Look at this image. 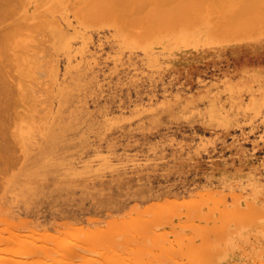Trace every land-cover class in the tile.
Listing matches in <instances>:
<instances>
[{
	"label": "rangeland",
	"instance_id": "rangeland-1",
	"mask_svg": "<svg viewBox=\"0 0 264 264\" xmlns=\"http://www.w3.org/2000/svg\"><path fill=\"white\" fill-rule=\"evenodd\" d=\"M8 1L12 2L11 5L7 2L9 6L14 7L11 9L12 14L18 11L19 15L23 14L25 17L23 18V15L22 17L17 16L18 14L11 16V12H8L11 7L7 5L9 8L6 9V5H4L5 8L2 7V4L0 5V13L2 14L0 15V20L3 22H0V24L3 25L5 22H8V25L4 24L3 26H9L6 29L7 31L4 30L3 27L6 35L3 33L5 37L2 41L3 43L1 42L2 44L0 45V57L2 55L5 56V58H0V70L2 69L1 71H3L4 69V71H6L5 73L3 72L4 75H6L4 76L6 81L4 78H1L3 77L1 74L0 78L2 82L0 81V83H2V86L0 85V88L2 87L3 89L4 84V92L7 91L6 89H8L9 92V83H13L12 86L18 87L17 89L11 88L15 89V91H20L22 88L26 91L27 87H29V90L32 88V90L30 92L27 90V95L26 92L21 93L22 91L19 92L20 95L18 93L17 99L21 96L22 100H18L21 101V105L18 104V102L17 104L15 103L18 105L17 107L14 103H11L10 100L12 102L14 101L15 98L13 100L12 98L16 97L14 95L15 93L17 94L18 91L13 94V90H10L11 92H9V95L5 92L9 98L13 95L9 101L7 97H4L1 101L3 95L0 99V107L6 104L4 106L5 109H0H4L7 115V112L10 111L11 113H9L10 117L4 115V120L12 118V111L16 114L14 116L16 119H10L12 122L6 120L8 123L10 122V125L13 124L11 128L6 127L8 131L5 128V126H8L6 121L3 122L4 125L7 123L5 126L0 125V127H4L6 130L4 133L0 131L2 134L0 135L1 141H4L5 145H7L6 142L9 139L6 137L12 139L9 141L11 143L8 146L0 142V146L3 145L5 148L9 147V150H6L7 153L4 150L0 151V229H2L0 231V253L4 252L1 256L5 255V260H7V256L10 257L8 258V262L4 260V263L7 262L9 264V259H15L13 260L15 262L14 264H28V262H30L29 264H50L52 262V264H68L70 260H72L70 264H75L76 261L80 262V260L84 262V256L88 255L86 259L87 262H89L90 259H94L93 261L91 260L90 264H108L111 261L112 264L113 262L120 264V260L118 262L116 256L119 255L121 257V255H124L121 259V261L123 260V264H136L137 261L134 263V261H131V258L135 260L137 258V260H139L138 264H264V28H262L264 27V22L262 21L264 18L261 20L262 26L260 23L257 24L255 22L256 19H254V22L261 26L260 28L262 30H260V28L258 29L259 26L254 27V25L253 27L255 29L253 31V27L251 28L250 25L247 26V29L248 27L251 28L250 30L248 29L249 32L243 31L246 27L242 30V28H244L242 27L243 25L239 27L240 30L238 27V30L235 27L233 28L234 30H229L232 25L229 27V25L226 24L229 19L228 12L226 13L228 17L225 16L227 22L225 23L224 20L226 24L224 25L225 28H221L217 24L218 19L216 22L214 21L215 18L221 20L220 18H222V15L225 14L224 12L227 11H223L224 8L221 7H223L225 3H228L227 6L229 8V2L225 1L222 6L221 2L223 3L224 1L220 0L221 2L218 5V0V3H215L216 0H212L215 6H213L214 3L211 4V6L214 7V9L217 8L216 10L218 12L215 13V10L214 14H211V12H206V9L211 11L212 7H209L211 0L202 1L201 7L197 6L200 5L198 2L200 0H197L198 4H195L196 0H190V2H193L192 4H195L194 6L198 8H194L191 3L187 2L189 0H184L186 4L183 9L186 8V5L189 7V4L196 10L199 8L203 9L204 6V12L202 9H199L203 12H201L202 14H200L199 11L196 15L189 13L190 16L192 15V19L193 17H197L199 22H192L194 25H190L189 28L186 24L187 29L184 26L185 24L179 23L178 21V17H180V19L185 18L183 22L189 18L187 17L188 13L186 11V15L184 14L185 17L183 16L182 18V15L178 16L177 11L179 12L181 10L180 12L184 13L181 9L183 1H170H174L175 4L179 1L177 5L180 7H177V5H173L174 2L168 5L169 0L168 3L166 0V4L169 6H167V8L174 6L173 9H177H168L169 13H167L166 5H164L167 12L165 14L161 12V16H164L161 18L160 13L159 16L157 15L160 8L158 9L159 6L156 4L158 7L157 11L153 10L155 13L153 16L157 20L165 18L166 20L163 19L165 23L167 19L171 21V23H175L173 19L178 18L176 19L178 27L169 22L170 26L167 24L168 30L167 28L165 29L167 25L164 26L165 23H163L161 19V23H159L160 20H158L159 22L157 20L154 21L155 19L152 18L153 16H147L145 13L147 9L144 11L141 8L144 13L138 15L133 11L134 13L132 12L131 15L128 16L130 10L128 12L125 11L128 9L126 3H129L128 1L131 0L125 2L126 6H124V0L120 1L121 4H119L120 2H116L119 7L122 8V6H124L125 10L119 8L121 11L124 10V14L123 12L121 13V11H117L116 4L114 10L111 8L114 7V5H111L113 2L112 0H110V2H108L109 0H97L101 2H96L94 0L99 5L93 3L91 4L92 7L93 5L100 6L103 3L105 6H108V8L110 7L107 11H113L112 15H115L114 17L111 15L112 17L108 19H111L109 22L105 19L110 17L109 15L108 17L100 16L101 18L98 20L99 16L96 17L97 14L95 13H98V7V9L96 8L98 11L95 8V11L92 9L95 13L94 19H89V17L86 16L88 13H91L90 17L93 14V12H90L91 9L88 13L86 12L88 10L86 9L87 7L85 8L86 11H83L85 4L86 6L90 5V3L87 4L90 0ZM161 1L162 0H157L156 2L158 3ZM142 2L143 0L139 3L141 4ZM148 2H152L151 5L154 6L153 9H155V3H153V1ZM21 3L23 4L22 6ZM131 4L132 3L128 5L131 6ZM161 4L160 6L163 5ZM204 4H206V7ZM138 5L136 2V11H138ZM101 6L100 8L103 11L100 12L104 14L105 6H102L103 9ZM141 6L143 5L141 4ZM145 6L144 4V7ZM149 6L150 5H148V7ZM231 6H233V4ZM224 7L225 9L227 8L226 5ZM15 8H17V11ZM78 8L83 12H81V10L78 11ZM105 8L107 9V7ZM131 8L134 9V3ZM220 8L222 9V15L220 14ZM149 9L147 11H151L149 13L152 15L153 11ZM189 9L187 8L186 10L188 11ZM230 9L231 8H229V10ZM13 10H15V12ZM170 10L176 12L173 13V18L171 17L172 14H170ZM193 10H189L188 12L191 11L192 13ZM196 10H194L193 13H195ZM231 10H233L232 12L235 11V14L233 13V16L232 12L229 11L230 19L232 17H238L239 21L240 19L243 20V18L246 20L245 15L247 14L250 16L253 15V18L257 17L258 19L264 12V9L259 10L258 12L261 11V15L259 13V16L258 12L255 13L256 15H254V13L251 15V12L247 11L248 13H244V16H241V11H243V9H238L237 6L234 5ZM246 10L247 9H244V12H246ZM114 11L117 12L114 13ZM180 12L179 14H181ZM238 12H240V14H238ZM108 13L106 12L105 14ZM116 14H119V16L121 14L123 17L125 16V20H130V22L125 21L123 18V20H121V17ZM236 14H238V16ZM34 15L36 16L34 17ZM132 15L140 17L137 19ZM1 16L2 18L4 16L5 22L2 20ZM141 16L147 18L142 20ZM17 17L20 18V23H17ZM42 17L44 21L53 20V17H57L58 19L56 18L55 20H58V22L54 21V23H51L52 21H48L45 23L42 22ZM225 17H223V19ZM95 18L96 22L94 21ZM247 19L251 18L249 17ZM133 20H140V22L137 21V23H139L137 24L136 22H132ZM146 20L148 21L146 22ZM236 20L237 19H234L232 22L229 20V22L233 23V21H235L236 24L239 22ZM93 21L96 24L92 23ZM149 21H151L152 24H150ZM144 22H146L148 26H144ZM249 22L247 23L250 24ZM32 23H35V26L37 24V26L30 25L32 28H24V26L21 25ZM242 23L244 24V21ZM154 24L155 26L158 25L156 27L157 29L163 25L162 28L164 27L165 30L161 28L159 30H163L162 32L159 31L154 33L151 30L153 28L151 25L154 26ZM216 24L219 30L224 28L223 31L217 30L218 27H215ZM244 26L246 25L244 24ZM1 27L2 26H0V28ZM143 27H147L148 29ZM149 27L152 32L147 31ZM29 29L31 30L29 31ZM154 29L155 27L153 30ZM226 29L229 30V32H225L224 30ZM1 30L2 29H0V31ZM53 30L63 33L59 35L57 32L56 37L51 38ZM216 30L219 32L218 34ZM220 32L221 35L225 33V36L223 35L221 37L219 35ZM230 32L232 33L231 37ZM211 33L214 36H212ZM226 33L229 36H227ZM234 33L235 36L233 35ZM64 36H68L69 39L77 41H75L77 45H74V43H62L63 48L67 50L65 56H68L69 60H73V64L72 61H69L72 64L70 67L71 74L69 83L75 85L71 86L73 89V95L70 99L71 106L66 109V113H71L70 118L72 120L79 112H85L84 110L91 109L93 106L92 104L97 105L103 103L108 106L109 111L110 109L112 110V113L118 109L127 108L133 110L134 106L139 110L137 113L141 114L139 118H134L129 122L118 125L114 120L112 122L105 117L100 131H98L99 123H95V125L97 124L96 136L102 139H118L122 137V127L126 130L130 128L137 129L139 124L135 123L142 121L143 123H140L141 127L139 130L144 136H149L147 143L154 141L159 146H164L163 144L168 142L175 143V146L173 145L171 147H173L174 150L182 151L180 155L187 162L184 168H187L188 171H192L195 169L194 162L201 163L205 165V168H203L204 170H200L212 173L211 176H209L210 181L214 180V176H216V183L218 185L223 186L225 183H230V185L223 191L206 189L205 187L207 186L198 185L196 186V192L191 196H170L167 199L148 200L145 203L135 206L132 204L138 203V197H140L142 193L147 195L148 190L149 192L154 190L155 184L147 182L145 179H136V171L134 168L130 167V164L127 166L126 163H116L120 172L125 169L129 171L130 183L126 185L124 179L122 180L119 176H116V174L109 173L111 168L108 164H103L98 161L95 162L93 157L87 161H70L63 158L61 161H58V163H49L46 161V155L43 160L44 156L41 155L46 153L41 151V147L47 142V139H49L48 136L51 135L50 133L53 131H61L66 127V124L62 125L60 121H58L57 115H55L58 114L57 111L61 109L60 104H58V102L62 103L58 98L60 92L56 97L54 96L55 103H52L54 83L46 74V71L50 70L51 64L54 63V53L51 48V43L53 44L52 40L56 38L63 39ZM97 44L101 46L96 48ZM11 71L13 73L9 75ZM6 73L11 77H8ZM21 83H27L26 85L28 86L26 87L25 85L26 89H24V86L22 87L24 84ZM5 84L6 87L9 86V88H6ZM18 85H20L21 88H19ZM2 89H0V92H2ZM30 93H32L31 97ZM26 96L28 97L27 99H25ZM47 98H49V102ZM5 99H7V102H5ZM17 99H15V101H17ZM31 100L33 101L31 102ZM22 101L24 102L22 103ZM8 102L11 103V105L14 104L13 109L9 107L10 104ZM45 102L48 105H46ZM30 103L32 105H30ZM14 106L16 108L15 111ZM8 107L11 109L8 110ZM24 109L25 111L29 110V112L26 111V113L28 112V116L31 115V119H29L30 117L28 118L27 115H23ZM17 110H20L21 113ZM4 111H1L0 115ZM47 112L49 116H44ZM24 117L26 118L23 119ZM79 117L80 119H78ZM79 117L74 120L75 123L78 125L77 122H79L80 127H85L83 119L81 116ZM1 118L3 119V116L0 117V121H2ZM25 120H27V122ZM22 124H27L28 127H24ZM6 132L8 135L5 134ZM188 132L199 136H196L195 139L187 138L186 133ZM3 134L6 136L4 137ZM79 134L81 133L71 130L65 131L63 135L58 136L59 138L66 139L63 141L67 142L66 144H68L69 149L67 154H71V156H75L79 153L83 154L82 151L86 147H82V138H92L91 135H81L80 137ZM209 134L215 137L211 138ZM157 136H161L159 138L160 140L157 139ZM4 138L7 140L5 141ZM14 143H16V146ZM11 146L13 147L10 148ZM131 147L132 145L129 151H135V148ZM92 149L93 148H89L90 151ZM161 150L166 152V155L172 151L169 148L167 151L166 147ZM205 150H209V153L218 150V153L214 154L213 152L209 154L205 153ZM199 151L201 154L198 159L200 160H196V155ZM137 152V155H149L159 162L165 161L161 153H159V155L156 151H153L154 154L152 151L149 152L146 147L140 148V150L138 149ZM4 160L6 161L5 163ZM180 165H182V162ZM86 166L89 168L84 169ZM69 167H75L76 169L67 171L66 169ZM82 167L83 170L80 169ZM178 167L179 166L176 168ZM206 168H209V170H206ZM79 171L84 174L82 177V174H76L79 173ZM64 172L66 176L61 177L60 174ZM67 173L72 174V176ZM125 177L126 175L123 174L122 178ZM46 179L48 182H45ZM56 179L57 182L65 181L66 184L64 185H70L71 188L77 187L82 189L84 195L79 197L77 201L83 199L86 205L98 209L100 212L98 217H94L87 223H81L80 226L62 232H55L49 229L48 231L31 230L21 227V225L17 224L18 222L12 220L11 210L17 211V209L11 208L9 210L11 205L10 201L18 197V191L28 185L34 187V185L36 186L39 184L36 186V193L38 194L36 195V199H40L42 201L41 204H44L45 188L47 187L46 189H50L52 181ZM242 180L245 182L250 180L252 182L258 181L259 183L254 187V191L233 183L236 182L240 184L239 181ZM43 181L44 183H42ZM205 182H208V179L205 180ZM77 201L76 204L78 203ZM18 210H21V208H18ZM170 214H172V216ZM179 225L181 226L179 227ZM10 233L13 238V240L11 239L12 242L9 239L11 237ZM16 233H18V236ZM140 233L142 235H140ZM43 234L47 235V237L45 238ZM28 235V238L31 237L32 239L30 240H33L31 245H29L30 240H27ZM55 235H58V237ZM85 236L91 241L85 239ZM3 237L5 240L7 239L6 242ZM61 237L63 239H61ZM48 238L50 240L52 239V241L53 238H56V242L58 239L60 240H58L60 243L55 246L57 248L54 247L56 251L53 249L55 252L52 251V246L54 245L46 240ZM20 239L24 241L27 240L29 244L26 246L27 241L24 244ZM69 239L71 240L72 246L69 244L70 247H67L68 249H65L66 247L63 249L60 248L61 244V247H64V240L67 241ZM83 239L87 241H82ZM94 239L96 240L94 241ZM74 240H76V243L79 241L80 246H84V252H82L83 249H78L79 247H77V249L81 250V253H79L80 251L76 248H74L75 250L71 248L75 245ZM34 243L37 244V247H35ZM77 244L75 246H79ZM49 245H51L52 248L49 247ZM226 245H228V247ZM44 246L45 249H43ZM47 246L51 250H47ZM97 246H100V248ZM101 246L105 247L108 255L104 257H110L108 263L107 260H101L99 257V255H103L102 251L105 250L104 248L101 249ZM28 247L30 249H27ZM60 249L63 252H59ZM25 251L29 252L27 253ZM66 251L67 255L65 254ZM99 251L102 254H99ZM7 252L11 255H8ZM15 252L18 253L15 254L17 257L13 255ZM72 252H77V254L80 255L78 256ZM20 253L24 254V256L22 257ZM25 253L28 255H25ZM69 254L74 257H69ZM112 254H114V256ZM76 255L78 258L75 257ZM126 255L128 258H126ZM214 255L215 257L217 256V258H215ZM64 256L68 257L65 259ZM25 257H27V259ZM55 257L59 258L56 260L54 259ZM207 257H209V259ZM25 259L27 261H25ZM145 259H149L147 260L148 262L145 261ZM125 260L126 262H124ZM4 263L2 262V264ZM10 264L13 263L11 262Z\"/></svg>",
	"mask_w": 264,
	"mask_h": 264
},
{
	"label": "bare ground",
	"instance_id": "bare-ground-1",
	"mask_svg": "<svg viewBox=\"0 0 264 264\" xmlns=\"http://www.w3.org/2000/svg\"><path fill=\"white\" fill-rule=\"evenodd\" d=\"M91 1H92V3H91ZM94 0H90V1H88L87 2V4L88 3H90V5L91 4H93V3H96V2H101V1H97V0H95L94 2H93ZM104 1H106V0H104ZM108 1V0H107ZM113 2L111 3V5H114V7H111V8H113V10L115 9V4H116V2H120L121 0H119V1H115V0H112ZM127 0H124V6H126L125 5V2H126ZM145 1V2H144ZM148 1H153V3H155V9H153V7L154 6H152L151 5V3L152 2H148ZM155 0H143V2H144V4L148 7V5H150L149 7H150V9L153 11H157V7H158V9L160 8V11L158 12V14H157V12H156V14L159 16V13H160V16H161V12L163 13V14H165L167 11H168V9H173V7L174 6H176L177 4H179V1H178V3L177 4H175V2H177V0H174V1H172V2H174L173 3V7H171V8H167V6L168 5H170V3L172 4V2H170L171 0H169V3H168V0H167V3H168V5L166 4V0H162L161 2H154ZM158 1H160V0H158ZM183 1V2H182ZM186 1V0H185ZM185 1L184 0H181V2H182V11H184V13H181L180 11V13L181 14H179V12L177 11V13H178V16H180V15H182L181 17L183 18V16L185 17V15H186V12L188 13L187 14V17H189V18H187V20H184V22H183V19H185V18H183V19H180V17H178L179 18V23L181 22V23H183V24H185L184 26L186 27V24H187V26H188V28H189V26L190 25H192L193 23L192 22H199V20H198V18L196 17V18H194L193 17V19L191 18L192 17V15H196V13H198V11H199V13L200 14H202L203 12H204V6H203V9L202 8H199V9H202V11H200L199 9L198 10H196V9H194V8H196L197 6L199 7H201L202 5V1H204V0H200V1H198L199 2V4L200 5H197L196 7L194 6L195 4H198V2H197V0H196V2H195V4L193 5L191 2H190V0L189 1H187V2H189V3H191L192 4V6H194V8L189 4V7H188V5H186V8H184L183 9V7L185 6ZM206 1H209V0H206ZM219 1V3L217 2V0L215 1V3H218V5L220 4V0H218ZM222 1H224L223 3L221 2V4H222V6L224 5V3H225V1L226 2H229V8H231L232 9V7L235 5V6H237V8L238 9H243V11H241V10H238V11H241L242 12V14H241V16L243 15L244 16V13H248V12H251L250 14L252 15V13H254V15H256L255 13H257L259 10H262V9H264V0H222ZM7 2H9V4L11 5L12 4V2H10V1H8V0H0V5L2 4L3 6V8H5L4 7V5H6V9H8L9 7H11V8H9V10H8V12L10 13V15L12 16V15H16V14H18V11H17V8H15L16 9V11H17V13H13L12 14V11H11V9L12 8H14V7H12V6H9V4L7 3ZM47 2V1H46ZM46 2H45V4H46ZM79 2V1H78ZM86 2V1H85ZM108 2H110V0L108 1ZM115 2V3H114ZM129 3H126L127 4V10H125L124 9V6H122V8L121 7H119L117 4H116V9H117V11H121L122 9H124L125 11H129L130 10V12H128V16L129 15H131V13L133 12V11H135V14L137 13L138 15L139 14H141V13H144V11L147 9H149V7L147 8L146 6L144 7V4H143V2L141 3L143 6H141V4L139 3V2H141V0H136V1H134V0H131V1H128ZM136 2H137V5L138 4H140V5H138L137 6V9H138V11H136L135 10V4H136ZM148 2V3H147ZM211 2H212V0H211ZM210 2V6L209 7H212L211 6V4H213L214 3V1L211 3ZM20 3V2H19ZM83 3V2H82ZM81 3V4H82ZM130 3H132L131 4V6L130 5H128V4H130ZM133 3H134V9L133 8H131V7H133ZM148 5H147V4ZM163 5H162V4ZM209 3V2H208ZM215 3H214V5L213 6H215ZM44 4V5H45ZM85 4V3H84ZM96 4H98V3H96ZM95 4V5H96ZM107 4V3H106ZM119 4H121V2L119 3ZM156 4H158V6L156 5ZM160 4L162 5V6H160ZM206 4H207V2H206ZM206 4H204L205 5V7H206ZM233 4V6H231ZM9 7H8V6ZM23 4L21 3V6H22ZM90 5H88V6H86V4H85V7L83 8V11H86V9H88L86 12L88 13L89 11H90V9H91V11L90 12H93V11H95V9L98 7L99 8V11H98V13L97 12H95L97 15H96V17L97 16H99V19L98 20H100V16H107L108 17V15L110 16V17H108V18H105L106 20H108L109 18H111L112 16L114 17V15H112L113 13V11H112V9H111V11L112 12H110V10L109 11H107L109 8H108V6H105L103 3L101 4L102 6H105V7H107V9L104 7V12L106 13H108V14H105L104 12V14H102L101 12L103 11V10H101V8H100V6H98V5H96V6H94L93 5V7H92V5H91V7H90ZM108 5V4H107ZM164 5H166V9H167V11H166V9H165V7H164ZM209 5V4H208ZM226 5V9H225V6ZM225 5L223 6V7H221V8H224V10L223 11H225V10H227L226 12H224L225 14H223L222 13V9H221V15L223 16V17H225V16H227V12H228V23H226L227 21H226V17L223 19V17L222 18H220L221 20H219V18H215L214 19V21L216 22L217 21V19H218V21H217V24L222 28V27H224V25H226V24H228L229 25V27H230V25H232L231 27H230V29L229 30H231V29H233L234 27L237 29V27L239 28V27H241L242 25V27H244V28H242V30L243 29H245V27H246V29H247V26H251V28L253 27V25H254V27H257V26H259V25H257V24H261V20H262V18H264V16H262V15H264V12H263V14L261 15V11L260 12H258V15H259V13H260V15H261V17H259L258 19H257V17L256 18H253L252 16H250V15H245V19L246 20H244V18H243V20L242 19H240V21L238 20V17L237 18H234V17H232L231 19H230V12H232L233 10H229V8H228V3L226 4L225 3ZM16 6V5H15ZM101 6V7H102ZM110 6V5H109ZM117 6H118V8H117ZM141 6V7H140ZM152 6V7H151ZM221 6V5H220ZM81 7H82V5H81ZM87 7V8H86ZM89 7V8H88ZM140 7V8H139ZM162 7V8H161ZM164 7V8H163ZM169 7V6H168ZM177 7H180V6H178L177 5ZM197 7V8H198ZM24 8V7H23ZM86 8V9H85ZM95 8V9H94ZM121 10H120V9ZM126 8V7H125ZM132 10H131V9ZM144 10H142V9ZM189 9V10H196L195 11V13H193L194 12V10H193V12L191 13V11L190 12H188L186 9ZM191 8H193V9H191ZM213 9H214V7H212ZM211 8V11H209V10H207L206 9V12L208 11V13L209 12H211V14H214V11L217 9H212ZM92 9H93V11H92ZM102 9H103V7H102ZM105 9H106V11H105ZM119 9V10H118ZM149 9V10H150ZM162 9V10H161ZM171 9V10H172ZM177 8H174L173 10H176ZM208 9H210V8H208ZM244 9H247L246 10V12H244ZM5 10V9H4ZM81 10V9H80ZM79 10V8H78V11H80ZM123 10V11H124ZM146 10V15L147 16H153L155 13H154V11L152 12V15H150L151 13H149V12H151V11H147ZM163 10H164V12H163ZM170 10V11H171ZM212 10H213V12H212ZM218 10H219V8H218ZM230 12H229V11ZM14 12H15V10H13ZM82 10H81V12H83ZM101 11V12H100ZM117 11H114V13L115 12H117ZM123 11H121V13L123 12ZM141 11V12H140ZM143 11V12H142ZM186 11V12H185ZM248 11V12H247ZM80 12V13H81ZM85 12V13H86ZM126 12V13H127ZM149 13V15H148V13ZM175 12V11H174ZM174 12H170V14H172L171 15V17L173 16V13ZM202 12V13H201ZM216 12H218L217 10L215 11V13ZM95 13L93 12V14L91 15V17H90V14L91 13H88L86 16H88L89 17V19H91V18H93L94 19V15H95ZM126 13H125V15H126ZM134 13V12H133ZM167 13H169V11L167 12ZM176 13V12H175ZM192 14L191 16H190V14ZM233 13L235 14V11L234 12H232V15H233ZM236 13H237V11H236ZM78 14H79V12H78ZM123 14H124V12H123ZM169 14V15H170ZM185 14V15H184ZM219 14V15H220ZM238 14H240V12H238ZM238 14H236L237 16H238ZM0 15H2L1 13H0ZM23 15V14H22ZM22 15H17V16H20V17H22ZM28 15V14H27ZM26 15V16H27ZM112 15V16H111ZM116 15H118L119 16V14H116ZM143 15V14H142ZM145 15V14H144ZM157 15H156V17H157ZM231 15V16H232ZM235 15V16H236ZM259 15V16H260ZM29 16V15H28ZM36 15H34V17H35ZM127 16V15H126ZM133 16V15H132ZM135 16V15H134ZM133 16V17H134ZM168 16V15H167ZM234 16V15H233ZM13 17H15V16H13ZM12 17V18H13ZM25 16L23 15V18H24ZM88 17H87V19H88ZM119 17H121V20H125V16L123 17V16H121V14H120V16ZM131 17V16H130ZM129 17V18H130ZM137 19H138V17H140V16H135ZM134 17V18H135ZM150 17V18H151ZM162 17H164L163 15L161 16V18ZM166 17V16H165ZM251 18V19H247V18ZM1 18H2V16H1ZM26 18H29V17H26ZM57 17H53V20L51 19V20H48V21H52L51 23H54V21H56L55 19H56ZM123 18V19H122ZM133 18V19H134ZM147 17H145L144 16V18H143V16H141V19L143 20V19H146ZM152 18H154V16L152 17ZM159 18V17H158ZM160 18V19H161ZM166 18H168V17H166ZM170 18V17H169ZM173 18V17H172ZM178 18H176V19H178ZM242 18V17H241ZM15 19V18H14ZM19 17H17L16 18V20L18 21H16L17 23H20V21H19ZM44 19H45V17H44ZM58 19V18H57ZM103 19V18H102ZM101 19V20H102ZM104 19V20H105ZM118 19H120V18H118ZM140 19V20H141ZM155 19V18H154ZM154 19H151V20H154ZM160 19H158V20H160ZM163 19H165V18H163ZM163 19H161L162 21H163V23H165L164 22V20ZM171 19V18H170ZM176 19H173V22H175V23H171V21H168V19H167V22L165 23V25L164 26H166L167 24L170 26V24H172V25H174V26H177L178 27V25L176 24L177 22H176ZM192 19V20H191ZM234 19H237L239 22L238 23H236L235 24V21H233V23H230L229 22V20H231V22H232V20H234ZM254 19H256V23L254 22ZM260 19V20H259ZM2 20H4V16H3V18H2ZM111 20V19H110ZM110 20H108V22L110 21ZM140 20H137V21H139L140 22ZM157 19H155L154 21H156ZM157 20V21H158ZM161 20H160V22L159 23H161ZM166 20V19H165ZM180 20H182V21H180ZM194 20V21H193ZM198 20V21H197ZM224 20H225V23H224ZM236 20V21H237ZM242 20V21H241ZM249 20H250V22H249ZM260 22H259V21ZM48 21H44L43 20V17H42V22H48ZM87 21V20H86ZM88 21H90V20H88ZM92 21V20H91ZM95 22H96V18H95V20H94ZM94 21L92 22V23H94ZM117 21V20H116ZM125 21H129L130 22V20H125ZM137 21H132V22H136L137 23ZM148 20H146V22H147ZM220 21V22H219ZM244 21V24L246 25V26H244V24L242 23ZM263 22H264V19L262 20ZM0 22H1V20H0ZM4 22H5V20H4ZM56 22H58V20L56 21ZM119 22V21H118ZM146 22H144L145 23V25L144 26H148V24L146 25ZM150 22V24H152L151 23V21H149ZM169 22H170V24H169ZM188 22V23H187ZM247 22H249L250 24H248ZM1 23H3V22H1ZM142 23V22H141ZM178 23V24H179ZM189 23H191V24H189ZM211 23V22H210ZM253 23H255V24H253ZM4 24H7L8 25V22H5ZM3 24V25H4ZM94 24H96V23H94ZM137 24H139V23H137ZM136 24V25H137ZM157 24V23H156ZM196 24V23H195ZM215 25V27H218V25ZM241 24V25H240ZM248 24V25H247ZM3 25H1L0 24V26H2L0 29H2L3 30ZM22 26H24V28H32L30 25H34L35 26V23H32V24H21ZM57 25V24H56ZM140 25H142V24H140ZM160 25V24H159ZM168 25H167V27H165V29L167 28L168 29ZM194 25V24H193ZM209 25V24H208ZM223 25V26H222ZM227 25V26H228ZM237 25V26H236ZM239 25V26H238ZM28 26V27H27ZM36 26H37V24H36ZM35 26V27H36ZM158 25H156L155 26V24H154V26L153 25H151V27H155V29L157 30H153V28L151 29L154 33L155 32H162L163 30H165L164 29V27L162 28V26L163 25H161L160 27H159V29H163V30H159V29H157L156 27H157ZM261 26H262V24H261ZM261 26H259L258 27V29L261 27ZM264 26V25H263ZM7 27H9V26H6V27H4V30H6L7 29ZM105 27V26H104ZM253 27V29H252V31L255 29ZM11 28V27H10ZM143 28H145V29H148L147 27H143ZM176 28V27H175ZM187 28V27H186ZM187 28V29H188ZM225 28V27H224ZM223 28V29H224ZM250 27H248V29L250 30L251 29ZM262 28H264V27H262ZM12 29V28H11ZM10 29V30H11ZM63 29V28H62ZM177 29V28H176ZM175 29V30H176ZM223 29L221 30H219V27L217 28V30H219V31H223ZM243 30V31H248V29L247 30ZM2 30L0 31L1 33H0V45L3 43L2 41L4 40V37H5V35H6V32L3 30V32H2ZM14 30V29H13ZM27 30V29H26ZM31 29H29V31H30ZM34 30V29H33ZM56 30V29H55ZM55 30H53V32H52V36H51V38L52 37H56V34H57V32H55ZM150 30V27H149V30H147V31H151ZM169 30V29H168ZM211 30V29H210ZM216 30V32H217V34L219 33L218 31ZM229 30H224L225 32L226 31H228L229 32ZM234 30V29H233ZM238 30V29H237ZM239 30H240V28H239ZM257 30V29H256ZM256 30H255V32H256ZM260 30H262L261 28H260ZM264 30V29H263ZM7 31V30H6ZM147 31H146V33H147ZM151 31V32H152ZM214 31H215V28H214ZM11 32H13V31H11ZM55 32V33H54ZM150 32V33H151ZM210 32V31H209ZM213 32V31H212ZM227 32V33H228ZM249 32V31H248ZM5 35H4V34ZM59 33V35H61L63 32H58ZM149 33V32H148ZM214 33V32H213ZM226 33V34H227ZM244 33V32H243ZM246 33V32H245ZM244 33V34H245ZM257 33V32H256ZM223 35L225 34V33H222ZM231 32H230V37H231ZM247 34V33H246ZM17 35V34H16ZM15 35V36H16ZM21 35V34H20ZM151 35V34H150ZM211 35H212V33H211ZM214 35H215V33H214ZM214 35H212V36H214ZM221 37L223 36V35H221V32H220V34H219ZM234 36H235V33L233 34ZM243 35V34H242ZM241 35V36H242ZM249 35V34H248ZM251 35V34H250ZM255 35V34H254ZM18 36H19V34H18ZM225 36V35H224ZM227 36H229L228 34H227ZM97 37H98V35H97ZM218 37V36H217ZM239 37V36H238ZM76 41V40H75ZM75 41H73V40H71V39H69L68 38V36H64L63 37V39H60V38H56L55 40L53 39L52 40V42H53V44L51 43V48L53 49V53H54V63L53 64H51L52 66H51V68H50V70H47L46 71V74L49 76V78H50V80L51 81H53V83H54V88H53V96H52V103H55V98H54V96L56 97L57 96V94L59 93V96H58V98L62 101V103H59L58 102V104H60V106H61V109L59 110V111H57V113L58 114H55V115H57V118H58V121H60V123L63 125V124H66V127L63 129V130H61V131H53V132H51L50 134V136H48L49 137V139H47V142H45L43 145H42V147H41V151L43 152V153H46V154H42L41 156H44L43 157V160L45 159V157H46V155H47V157H46V161H48L49 163H53V162H57L58 163V161H61L63 158H65V159H67V160H70V161H87V160H90L92 157H93V159H94V161L95 162H101V163H103V164H108L109 165V167L111 168V170L109 171V173L110 174H116V176H119L122 180L124 179V181H126L125 182V184L126 185H128L129 183H130V175L128 174V170L127 169H125V170H121V172L118 170V167H117V165H116V163H126L127 164V166H128V164H130V167L131 168H134L135 169V171L138 173L137 175H135V177H136V179H138V180H143V179H145L147 182H150V183H153V184H155V189L154 190H152L151 192H149V190H148V192H147V195H145L144 193H142L141 195H140V197H138L139 199H142V198H147V197H149L150 195H161V194H166V193H169V192H175V191H178V190H181L182 192H184L185 190H187L188 189V186H187V184L188 185H190V184H192V183H200L199 182V178H198V174H196L197 172L195 171V170H197V169H203V168H205V165H203V164H201V163H196V162H194V164H195V169L194 170H192V171H190L191 172V174H192V179H188L187 178V176H189L190 175V173H188V171L186 170V168H184V166H185V164H187V162L182 158V156L180 155L181 154V150H174L173 149V147H171V146H173L175 143H172V142H168V143H166V144H163L165 147H166V150L169 148L170 150H172L171 151V153H169V154H167L166 155V152H164L163 150H161L162 148H165L164 146H162V145H157L154 141H151V143H147V140L149 139V136H144L142 133H141V131L139 130V128L141 127L140 126V123H143L142 121H139V122H137V123H135V124H139V126H137L138 128L137 129H134V128H130L129 130H126V129H124V127H122V131H123V134H122V137L121 138H118V139H115V138H105V139H102V138H99L98 136H96V131H97V124L95 125V123L97 122V123H99V125H98V131H100L101 129H102V122H104V118L105 117H107L109 120H111L112 122H113V120L115 121V122H117L118 123V125H121L122 123H125V122H129L130 120H132V119H137V118H139L140 116H141V114L139 113H137L139 110L137 109V108H135L134 106H133V110L132 109H127V108H125V109H118V110H116L115 112H113L112 113V110L110 109V111L108 110V106H106L105 104H103V103H101V104H92L93 106L91 107V109H88V110H84L85 112H79L78 113V115L77 116H75L74 117V119L72 120L71 118H70V116H71V113H66V109L67 108H69L70 106H71V101H70V99L72 98L71 96L73 95V89L71 88V86H74L75 84H70L69 83V78H70V74H71V66H72V64H73V60H69V57L68 56H65L66 55V52H67V50H65L64 48H63V45H62V43H66V44H69V43H74V45H77V43H75ZM2 42V43H1ZM77 42V41H76ZM97 47L96 48H99L101 45H99V44H97L96 45ZM96 48H95V50H96ZM0 58H5V56H1ZM69 61H72V64L69 62ZM2 70V69H1ZM0 70V77H1V74H2V76L3 77H1V78H4V80H5V77L4 76H6V75H4V73L6 72V71H4V69H3V71H1ZM4 72V73H3ZM8 72V71H7ZM12 71L11 72H9V75H12ZM7 74V73H6ZM26 75V74H25ZM7 76H8V74H7ZM20 76V75H19ZM8 77H11V76H8ZM13 77V76H12ZM0 78V81L2 82V79ZM14 78V77H13ZM3 80V81H4ZM6 81V80H5ZM4 83V82H3ZM5 83H7V82H5ZM17 83V82H16ZM19 83V82H18ZM51 83V82H50ZM2 83H0V85H1ZM10 84V88H9V86H7L10 90H13V94L15 93V92H17V94L15 93V95L14 96H16V97H13L12 98V96L13 95H11V97L9 98V96H7L6 94H5V92H7L8 93V95L10 94L9 92H11L10 90H9V92H8V89H6L7 91H5L4 92V84H3V89H2V87L0 88V89H2V92H0L1 94V97H0V99L2 98V95H3V98L1 99V101L4 99V97L6 98H8V101L12 98V100L15 98V99H17L18 97V93L20 92V91H22L21 93H23V92H26V95L28 94V92H27V90H29V87H27L28 85H26L27 83H21V84H24V85H22V87L24 86V89H26L25 88V85H26V87H27V89H26V91H24L23 90V88H22V90H16L15 91V89H17L16 88V86H12L13 85V83H9ZM14 85H15V83H14ZM2 86V85H1ZM12 86V87H11ZM19 86V88H21V86L20 85H18ZM30 86V85H29ZM5 87H6V84H5ZM6 87V88H7ZM32 87V86H31ZM49 87H50V85H49ZM11 88H15V89H11ZM32 90V88H30V90H29V92ZM1 91V90H0ZM2 93H4V94H2ZM31 94L32 93H30V97H31ZM19 95H20V93H19ZM22 95V94H21ZM23 96V95H22ZM20 98L19 99H21V96H19ZM28 97H29V95H28ZM27 96L25 97V99H27L28 98ZM32 97H33V95H32ZM49 98H51V97H49ZM49 98H47V101H48V99ZM15 99H14V101H15ZM19 99H17V101H11L10 100V102L11 103H16L17 104V102H18V104H20L21 105V101H18ZM24 99V98H23ZM24 99V100H25ZM6 100V101H5ZM4 101L5 102H7V99H5ZM22 100V99H21ZM30 100V99H29ZM3 101V103L5 104V102ZM33 100H31V102H32ZM51 101V100H50ZM24 101H22V103H23ZM34 102H35V100H34ZM49 102V101H48ZM2 103V104H3ZM9 103V102H8ZM11 103H9L10 104V106L9 107H12V109H13V105L14 104H12L11 105ZM26 103V102H25ZM46 103V102H45ZM0 104H1V102H0ZM15 104V105H16ZM34 104H36V103H34ZM6 105V104H5ZM4 105V106H5ZM8 105V104H7ZM24 105V104H23ZM28 105V104H27ZM30 105H32L31 103H30ZM46 105H48L47 103H46ZM107 107H105V106ZM1 106V105H0ZM4 106L2 105V107H0V108H4ZM18 105H16V107H17ZM29 106V105H28ZM8 107V110L9 109H11V108H9ZM24 107V106H23ZM6 108H7V106H6ZM14 108H15V106H14ZM32 108H33V106H32ZM36 108V107H35ZM34 108V109H35ZM5 109V108H4ZM4 109L3 110H1V111H4ZM8 110H6V111H8ZM16 110V108L14 109V111ZM47 110H48V107H47ZM0 111V112H1ZM12 111V110H11ZM18 111V110H17ZM26 111H28L29 112V110H26ZM26 111H25V109H24V114L23 115H27L28 116V112L26 113ZM18 112H20L21 113V111L19 110ZM111 112V113H110ZM2 113H5V111L4 112H2ZM1 113V115H0V117H2L3 116V119L1 118V120L2 121H0V125L2 126H5L8 122L7 121H10V122H12L10 119H12V120H14V119H16V118H14V116L16 115L15 114V112H13L12 111V118H10L9 120H8V118L6 119V120H4V115H6V117H10V115H9V113H10V111L9 112H7L8 113V115L5 113V114H2ZM26 113V114H25ZM31 114H33L32 112H30ZM129 113V114H128ZM11 114V113H10ZM129 115H130V117H129ZM31 115H29L28 116V118L30 117ZM44 116H49L48 115V112L46 113V115H44ZM43 116V117H44ZM79 116H81V118L83 119V123H84V126L85 127H80V124H79V122H77L78 123V125L75 123V119H77V117H79ZM14 118V119H13ZM26 117H24L23 119H25ZM32 117H30L29 119H31ZM78 119H80V117L78 118ZM28 120V119H27ZM27 120H25L26 122H27ZM65 120V121H64ZM4 121H6L7 123H5V125H4ZM29 121V120H28ZM10 122L7 124L8 126H5V128L7 127V128H11V125H13V124H11L10 125ZM24 122V121H23ZM1 123H3V124H1ZM14 123V122H13ZM22 123V122H21ZM110 123V122H109ZM116 123V124H117ZM111 124V123H110ZM114 125V124H113ZM22 126H24V127H28V125L27 124H22ZM110 126V125H109ZM130 126V125H129ZM128 126V127H129ZM20 127V126H19ZM117 127H119V126H117ZM127 127V126H126ZM131 127H133V126H131ZM5 128L4 127H0V131H2L3 133L7 130V128H6V130H5ZM110 128V127H109ZM4 129V130H3ZM17 129H18V127H17ZM134 129V130H133ZM52 130V129H51ZM57 130H59V129H57ZM71 130H73V131H77L78 133L80 132L81 134H79L80 135V137H81V135H91L92 136V138H79V139H81V143H82V147H86L83 151H82V153L83 154H76L75 156H71V154L69 155V154H67L68 152H69V149H68V144H66L67 142L66 141H63V140H66V139H63V138H59L58 136H60V135H63L64 133H65V131H71ZM106 130V129H105ZM8 131V130H7ZM10 131V130H9ZM107 131V130H106ZM111 131V130H110ZM50 132V131H49ZM10 133V132H9ZM5 134H7L8 135V133L6 132ZM5 134H3L4 135V137L6 136ZM0 135H2L1 133H0ZM10 135V134H9ZM161 136H157V139L158 140H160L159 138H160ZM3 138V137H2ZM6 138H8L9 140L6 142L7 143V145H5V142L4 141H1V139H0V142H3V144L5 145V146H8V145H10V143L11 142H9V141H11L12 139H10L9 137H6ZM6 138H4L5 139V141L7 140ZM4 139H2V140H4ZM30 141V140H29ZM9 142V143H8ZM72 143V142H71ZM2 144V143H1ZM15 144V146H16V143H14ZM14 144H13V146H14ZM132 145V147L131 148H135L134 150L135 151H132V152H130L129 150H130V146ZM3 146V145H2ZM2 146H0V148H2V149H0V151H2V150H4V151H8L9 149V147H7V148H5L4 146V149H3V147ZM13 146H11L10 148H12ZM14 146V147H15ZM175 146V145H174ZM25 147V146H24ZM143 147H146L147 149H148V151L149 152H157L158 154L159 153H161V156L165 159V161H163V162H159L158 160H155L154 159V157H150L149 155H144V154H140V155H137L138 154V149L140 150V148H143ZM88 148V149H87ZM89 148H93L91 151L89 150ZM174 148H176V147H174ZM143 150V149H142ZM7 151H6V153H7ZM168 151V150H167ZM148 152V153H149ZM153 152V153H154ZM210 151L208 150H205V153H209ZM214 152V154H216V153H218V150H216V151H212L211 153H213ZM3 153V152H2ZM35 153V152H34ZM147 153V154H148ZM152 153V154H153ZM211 153H209V154H211ZM151 154V153H150ZM155 154V153H154ZM201 153H200V151L197 153V155H196V160L198 159V157H199V155H200ZM2 155V154H1ZM160 155V154H159ZM168 155H171V156H168ZM3 156V155H2ZM156 156V155H155ZM160 157V156H159ZM193 157H195V156H193ZM1 159V158H0ZM4 159V158H3ZM26 159V158H25ZM37 160V159H36ZM198 160H200V159H198ZM25 161V160H24ZM6 161L4 160V163H5ZM107 162V163H106ZM182 162V165H180V163ZM22 164V163H21ZM22 166H23V164H22ZM160 166V167H159ZM177 166H179L178 168H176ZM190 166V165H189ZM20 169V168H19ZM23 170V169H22ZM185 170V171H184ZM19 171V170H18ZM46 171V170H45ZM200 172V171H199ZM210 172V171H209ZM212 172H214V171H212ZM123 174H125L126 175V177L125 178H122V175ZM175 174V175H174ZM210 174H212L211 172L209 173V175ZM110 176H112V175H110ZM191 176V175H190ZM211 176V175H210ZM31 178V177H30ZM18 179H19V177H18ZM132 179H133V176H132ZM76 180V179H75ZM105 181H106V179H105ZM45 182H46V180H45ZM48 182V181H47ZM50 182V181H49ZM240 182V184L241 185H243V184H245V185H247V186H249L250 188H248V190H251V191H254L255 190V188L254 187H256L258 184L257 183H259L258 181H254V182H252L251 180L250 181H248V182H245V181H239ZM42 183H44V181L42 182ZM51 183V182H50ZM234 184H237V183H235V182H233ZM37 185H39V184H37ZM36 185V186H37ZM46 186H48V185H46ZM191 186V185H190ZM207 186V185H206ZM244 186V185H243ZM263 186V185H262ZM34 187H35V185H34ZM38 187H40V186H38ZM119 187H121V186H119ZM244 187H246V186H244ZM47 188V187H46ZM146 188V187H145ZM39 189V188H38ZM115 189V188H114ZM46 190V189H45ZM217 190H219V191H223L222 189H217ZM245 190V189H244ZM34 191H36V189L34 190ZM138 191V190H137ZM145 191H146V189H145ZM189 191V190H188ZM51 192V191H50ZM113 192V191H112ZM191 192V191H190ZM46 193V192H45ZM117 193V192H116ZM133 193V192H132ZM221 193V192H220ZM136 194V193H135ZM253 194H255V193H253ZM258 194V193H257ZM36 195H38L37 193H36ZM40 195V194H39ZM42 195V194H41ZM50 195V194H49ZM110 195V194H109ZM222 195V194H221ZM261 195V194H260ZM30 196H31V194H30ZM34 196V195H33ZM104 196V195H103ZM106 196H108V195H106ZM170 196V195H169ZM211 197V196H210ZM226 197V196H225ZM101 198V197H100ZM200 198V197H199ZM132 199V198H131ZM102 200V199H101ZM116 200V199H115ZM201 200V199H200ZM211 200V199H210ZM105 201V200H104ZM178 201V200H177ZM112 202V201H111ZM143 202H145V201H143ZM203 202V201H202ZM140 203H142L141 201H139L138 203H135V204H132V205H135V206H138V205H140ZM186 203V202H185ZM114 204V203H113ZM158 204V203H157ZM157 204H156V206H157ZM219 204V203H218ZM131 205V204H130ZM129 205V206H130ZM149 205V204H148ZM179 205V204H178ZM187 205V204H186ZM192 205V204H191ZM236 205V204H235ZM219 206V205H218ZM233 206V205H232ZM188 207V206H187ZM156 208V207H155ZM236 208V207H235ZM175 209V208H174ZM192 209V208H191ZM150 210V209H149ZM196 210V209H195ZM199 210V209H198ZM148 211V210H147ZM132 212V211H131ZM136 212V211H135ZM203 213V212H202ZM127 214V213H126ZM179 214V213H178ZM177 214V215H178ZM189 214V213H188ZM138 215V214H137ZM144 215V214H143ZM148 215V214H147ZM150 215V214H149ZM171 216H172V214H170ZM190 215V214H189ZM204 215V214H203ZM129 216V215H128ZM187 216V215H186ZM205 216V215H204ZM208 216V215H207ZM162 217V216H161ZM203 217V216H202ZM131 218V217H130ZM142 218V217H141ZM150 218V217H149ZM166 218V217H165ZM172 218V217H171ZM115 219V218H114ZM113 219V220H114ZM120 219V218H119ZM128 219V218H127ZM161 219V218H160ZM159 219V220H160ZM177 219V218H176ZM235 219V218H234ZM121 220V219H120ZM109 222V221H108ZM103 223V222H102ZM159 223V222H158ZM176 223V222H175ZM101 224V223H100ZM120 224V223H119ZM127 224V223H126ZM152 224V223H151ZM163 224V223H162ZM218 224V223H217ZM128 225V224H127ZM229 225V224H228ZM112 226V225H111ZM159 226V225H158ZM181 225H179V227H180ZM87 227V226H86ZM131 227V226H130ZM153 227V226H152ZM205 227V226H204ZM1 228V227H0ZM106 228H108V227H106ZM122 228V227H121ZM132 228V227H131ZM146 228V227H145ZM81 229V228H80ZM89 229V228H88ZM103 229H105V228H103ZM128 229H130V228H128ZM142 229H144V228H142ZM149 229V228H148ZM2 229H0V231H1ZM7 230V229H6ZM134 230V229H133ZM151 230V229H150ZM149 230V231H150ZM176 230V229H175ZM3 231H5V230H3ZM2 231V232H3ZM85 231V230H84ZM155 231V230H154ZM171 231H173V230H171ZM178 231V230H177ZM224 231V230H223ZM2 232H1V234H2ZM6 232V231H5ZM5 232H4V234H5ZM144 232V231H143ZM151 232V231H150ZM152 232H153V229H152ZM115 233V232H114ZM7 234V233H6ZM17 234V236H18V233H16ZM26 234H28V233H26ZM39 234V233H38ZM41 234V233H40ZM53 234V233H52ZM150 234V233H149ZM155 234V233H154ZM167 234V233H166ZM165 234V235H166ZM19 235H20V233H19ZM22 235V234H21ZM50 235V234H49ZM115 235V234H114ZM140 235H142L141 233H140ZM2 236H4V235H2ZM7 236V235H6ZM10 236H11V233H10ZM43 236L46 238L47 237V235H45V234H43ZM55 236H57L58 237V235H55ZM80 236V235H79ZM78 236V237H79ZM93 236V235H92ZM145 236V235H144ZM26 237V236H25ZM29 237V235L27 236V238ZM50 237V236H49ZM56 237V238H57ZM67 237V236H66ZM91 237V236H90ZM134 237V236H133ZM158 237H159V235H158ZM228 237V236H227ZM9 238V237H8ZM18 238H20V237H18ZM26 238V239H27ZM51 238V237H50ZM56 238H53V241H52V239L50 240L49 238L48 239H46L47 241H50L51 243L50 244H53L54 246H52L51 247V245H49V247H51L52 248V251H54L53 249H55V248H57V247H55V246H57L58 245V243H60V242H58V240H57V242H56ZM152 238V237H151ZM3 239H4V237H3ZM10 240L12 239L13 240V238H12V236L9 238ZM8 239V240H9ZM25 239V240H26ZM30 239H32L31 237L30 238H28L27 240L29 241ZM61 239H63L62 237H61ZM64 239H66V238H64ZM68 239V238H67ZM85 239H88V241H91V240H89V238L88 237H86L85 236ZM91 239V238H90ZM216 239V238H215ZM5 240V239H4ZM10 240H9V242H10ZM12 240H11V242H12ZM21 240V239H20ZM23 240V239H22ZM21 240V242H23L24 244H25V242L27 241H22ZM77 240V239H76ZM76 240H74V243H75V245L77 244V245H79L80 243H79V241L76 243ZM96 239H94V241H95ZM98 240V239H97ZM138 240V239H137ZM7 241V239L5 240V242ZM28 241L26 242V246H27V244H29V245H31L32 244V241L30 240L29 241V243H28ZM60 241V240H59ZM61 241H63V240H61ZM82 241H87V240H82ZM93 241V240H92ZM93 241V242H94ZM146 241V240H145ZM144 241V242H145ZM216 241V240H215ZM10 242V243H11ZM20 242V241H19ZM53 242V243H52ZM219 242V241H218ZM84 243H86V242H84ZM167 243V242H166ZM216 243V242H215ZM7 245H9L8 243H6ZM35 244V247H37L36 245V243H34ZM33 244V245H34ZM69 244L71 245L72 243H71V240L69 239V240H67V241H65L64 240V242H63V245H64V247L62 246L61 247V245H60V248H65V249H68L70 246H69ZM98 244H99V242H98ZM101 244H102V242H101ZM44 245V244H43ZM42 245V246H43ZM74 245V247H71L72 249H74V248H76L77 249V247H79L78 249H83V251L82 252H84V246L82 247V246H75ZM25 246V247H26ZM72 246V245H71ZM104 246V245H103ZM131 246V245H130ZM165 246V245H164ZM227 247H228V245H226ZM6 247V246H5ZM30 247V246H29ZM27 248V249H30V248ZM55 247V248H54ZM59 247V246H58ZM68 247V248H67ZM97 247H99L100 248V246H97ZM96 247V248H97ZM102 247V246H101ZM235 247V246H234ZM233 247V248H234ZM2 248V247H1ZM4 248V247H3ZM47 248V250L49 249V250H51L50 248H48V246L46 247ZM105 249V247H102L101 249ZM36 249H38V248H36ZM43 249H45V246H44V248ZM42 249V250H43ZM59 249V248H58ZM77 249V250H78ZM167 249H168V247H167ZM203 249V248H202ZM201 249V250H202ZM24 250H26V249H24ZM35 250V249H34ZM75 250V249H74ZM76 250V251H77ZM219 250V249H218ZM0 251H1V249H0ZM36 251H38V250H36ZM44 251V250H43ZM55 251H56V249H55ZM54 251V252H55ZM68 251V250H67ZM67 251L65 252V254L67 253ZM78 251H80L79 253H81V250H78ZM77 251V252H78ZM102 251V250H101ZM111 251V250H110ZM194 251V250H193ZM25 252H29V251H25ZM51 252V251H50ZM59 252H63L61 249H60V251ZM77 252L76 253H73V254H77ZM86 252V251H85ZM103 252V255H99V257H100V259L102 260V259H104V260H107V263L110 261V257H108L109 258V260H108V258H106L108 255H107V253H106V249L104 250V251H102ZM148 252V251H147ZM227 252V251H226ZM2 253H4V252H2ZM2 253H0V263L2 264V262L4 263V260L6 259L5 257V255H3V256H1V254ZM69 253V252H68ZM104 253H105V255H104ZM112 253H113V251H112ZM116 253V252H115ZM204 253V252H203ZM221 253V252H220ZM232 253V252H231ZM7 254H8V252H7ZM15 254H18V253H14L13 255H15ZM21 254V253H20ZM19 254V255H20ZM59 254H61V253H59ZM71 254V253H70ZM69 254V255H70ZM84 254V253H83ZM82 254V255H83ZM86 254V253H85ZM99 254H102L100 251H99ZM167 254V253H166ZM216 255H218L217 253H215ZM224 254V253H223ZM252 254V253H251ZM8 255H11V254H8ZM18 255V256H19ZM22 255V257L24 256V254H21ZM21 255H20V258H21ZM25 255H28V254H26L25 253ZM67 255V254H66ZM78 255V254H77ZM77 255L75 256V257H77ZM80 255V254H79ZM78 255V256H79ZM113 256H114V254H112ZM115 255H117V254H115ZM203 255V254H202ZM219 255H221V254H219ZM228 255V254H227ZM5 256V257H4ZM16 256V255H15ZM59 256V255H58ZM73 256V255H72ZM72 256L70 255L69 257H71L72 258ZM88 256V255H87ZM87 256H84V262H81V260H80V262L82 263V264H90L91 263V260L93 261L94 259H90L89 260V262H87ZM102 256V257H101ZM104 256H106V257H104ZM124 256V255H123ZM122 255H121V257L119 256V255H117L116 256V259L118 258V262H119V260H120V264H123L122 262H123V260L121 261V259H122V257H123ZM4 257V258H3ZM14 257V256H13ZM17 257V256H16ZM68 257V256H67ZM67 257H65L64 256V258L66 259ZM74 257V256H73ZM214 257H215V255H214ZM223 257V256H222ZM8 258H10V257H8L7 256V260H5V261H7L8 262ZM15 258V257H14ZM26 259H27V257H25ZM29 258V257H28ZM59 257H55L54 259H58ZM78 258V257H77ZM76 258V259H77ZM80 258V257H79ZM106 258V259H105ZM126 258H128V256L126 255ZM136 258V257H135ZM206 258V257H205ZM208 259H209V257H207ZM215 258H217V256L215 257ZM219 258V257H218ZM25 259V261H27ZM53 259V260H54ZM13 260H15V259H13ZM13 260H10L9 259V261H10V263L12 262L13 264L15 263ZM24 260V259H23ZM29 260V259H28ZM55 260V261H56ZM68 260H69V258H68ZM147 260H149V259H145V261H147ZM154 260V259H153ZM52 261V260H51ZM50 261V262H51ZM70 261H72V260H70ZM70 261H69V263L68 264H70ZM97 261V260H96ZM96 261H94V262H96ZM98 261H99V258H98ZM131 261L133 262L134 261V263L137 261V263L136 264H138V262H139V260H137V258H136V260L133 258H131ZM7 262H5L4 264H6ZM77 262V264H81L79 261H76ZM76 262H75V264H76ZM104 262V261H103ZM124 262H126V260L124 261ZM141 262V261H140ZM142 262H144V261H142ZM148 262V261H147ZM9 263V264H10ZM27 263V262H26ZM30 262H28V264H29ZM48 263V262H47ZM53 263V262H52ZM52 263H50V264H52ZM110 264H112V261L111 262H109ZM108 263V264H109ZM145 263V262H144ZM8 264V263H7ZM25 264V263H24ZM71 264H73V263H71ZM113 264H116V263H114L113 262ZM117 264H119V263H117ZM126 264V263H125ZM166 264V263H165ZM172 264V263H171ZM227 264H229V263H227Z\"/></svg>",
	"mask_w": 264,
	"mask_h": 264
},
{
	"label": "crops",
	"instance_id": "crops-1",
	"mask_svg": "<svg viewBox=\"0 0 264 264\" xmlns=\"http://www.w3.org/2000/svg\"><path fill=\"white\" fill-rule=\"evenodd\" d=\"M209 135L211 136V138L215 137L212 136L211 134ZM196 136L199 135L194 133L191 134L189 132L186 133L187 138L195 139ZM88 168L89 167L86 166L84 169H88ZM73 169L76 168L69 167L66 170L69 171ZM80 169L83 170V167ZM186 170L188 171L187 168ZM203 170L200 169L195 170L197 172L196 174H198L200 183L199 184L192 183L190 184L191 186L187 184L188 189L185 190L184 192L178 190L175 192H169L161 195H150L147 198L139 199L137 202L141 201L142 203H145L148 200L151 201L157 199H167L170 196H177V197L191 196L196 192V186L198 185H202L205 187L208 184L207 187H205L206 189H222V190L226 189L230 185V183L229 184L225 183L223 186L218 185L216 183L217 181L216 176H214V180L210 181L209 176L211 174L209 175L208 172H205ZM206 170H209V168H206ZM188 173H190L191 176L189 175L187 176V178L192 179L193 176L191 172L188 171ZM76 174L81 175L82 172L79 171V173ZM137 174L138 173L136 172V175ZM69 175L72 176V174ZM83 175L84 174H82L81 177ZM60 176L61 177L66 176L65 172L60 174ZM207 179L208 182H205V180ZM47 181L48 180L46 179V182ZM56 182L57 179L52 181V186L50 187V189H46L44 186V188L46 189L45 190L46 193L44 195V200H43L44 204H41L42 201L40 199H36L37 191H34L36 189V186L33 187L32 185H28L27 187L22 188L20 191H18V197L10 201L11 205L9 210L11 208L17 209V211L11 210L12 220L18 222L17 224L21 225V227L29 228L31 230L48 231L49 229L55 232H62V231H68L70 230V228L80 226L81 223H87L89 222L90 219H93L94 217H98V214L100 213L98 209L86 205L85 200L83 199L77 201L79 197L84 195L82 189L77 187L71 188L70 185H64L66 184L65 181H59L57 183ZM235 185L238 186L244 185L246 186V188L247 187L250 188L245 184L243 185L235 184ZM76 201L78 202L77 204ZM36 202L40 204H37ZM18 208H21V210H18Z\"/></svg>",
	"mask_w": 264,
	"mask_h": 264
}]
</instances>
